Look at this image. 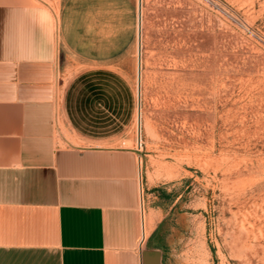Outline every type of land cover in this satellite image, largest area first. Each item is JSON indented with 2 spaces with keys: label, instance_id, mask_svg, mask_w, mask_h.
<instances>
[{
  "label": "rangeland",
  "instance_id": "obj_1",
  "mask_svg": "<svg viewBox=\"0 0 264 264\" xmlns=\"http://www.w3.org/2000/svg\"><path fill=\"white\" fill-rule=\"evenodd\" d=\"M38 1L59 18L64 80L108 78L141 113L162 264H264V0Z\"/></svg>",
  "mask_w": 264,
  "mask_h": 264
},
{
  "label": "crops",
  "instance_id": "obj_2",
  "mask_svg": "<svg viewBox=\"0 0 264 264\" xmlns=\"http://www.w3.org/2000/svg\"><path fill=\"white\" fill-rule=\"evenodd\" d=\"M61 36L46 4L0 0V264H141V113L108 78L64 80Z\"/></svg>",
  "mask_w": 264,
  "mask_h": 264
},
{
  "label": "water",
  "instance_id": "obj_3",
  "mask_svg": "<svg viewBox=\"0 0 264 264\" xmlns=\"http://www.w3.org/2000/svg\"><path fill=\"white\" fill-rule=\"evenodd\" d=\"M138 69H139V65H138ZM160 259H161V252L159 249L145 248L141 252V264H160Z\"/></svg>",
  "mask_w": 264,
  "mask_h": 264
},
{
  "label": "built area",
  "instance_id": "obj_4",
  "mask_svg": "<svg viewBox=\"0 0 264 264\" xmlns=\"http://www.w3.org/2000/svg\"><path fill=\"white\" fill-rule=\"evenodd\" d=\"M141 147V142L140 139H136V148H140ZM144 243V238H143V233H141V237H140V242H139V246H142Z\"/></svg>",
  "mask_w": 264,
  "mask_h": 264
},
{
  "label": "bare ground",
  "instance_id": "obj_5",
  "mask_svg": "<svg viewBox=\"0 0 264 264\" xmlns=\"http://www.w3.org/2000/svg\"><path fill=\"white\" fill-rule=\"evenodd\" d=\"M140 13V12H139ZM139 15V14H138ZM140 20V19H139ZM138 65H139V62H138ZM140 66V65H139ZM140 72V71H139ZM141 77V76H140ZM136 134H137V139L139 140V137H138V128L136 129V132H135ZM143 238H144V233H143Z\"/></svg>",
  "mask_w": 264,
  "mask_h": 264
}]
</instances>
